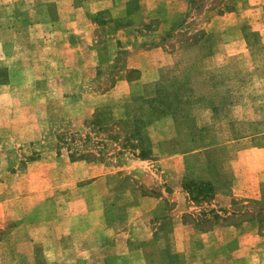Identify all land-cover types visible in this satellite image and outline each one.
I'll return each mask as SVG.
<instances>
[{
	"label": "rangeland",
	"instance_id": "374dc122",
	"mask_svg": "<svg viewBox=\"0 0 264 264\" xmlns=\"http://www.w3.org/2000/svg\"><path fill=\"white\" fill-rule=\"evenodd\" d=\"M19 1L0 0V40L16 42L14 56L0 51V264H92L77 258L76 233L91 246L109 219L137 216L141 236L183 209L198 230L215 211L220 224L258 220L264 237V0H178L164 11L130 0L81 17L82 32L67 36L29 33L44 8ZM234 174L239 191L261 175L260 198L217 206L182 188L180 210L166 198L153 217L135 207L192 175L227 192ZM35 201L44 205L24 212Z\"/></svg>",
	"mask_w": 264,
	"mask_h": 264
},
{
	"label": "crops",
	"instance_id": "0c3cea01",
	"mask_svg": "<svg viewBox=\"0 0 264 264\" xmlns=\"http://www.w3.org/2000/svg\"><path fill=\"white\" fill-rule=\"evenodd\" d=\"M29 1L32 6L39 3L42 4L44 8V11L39 13V16H42L43 20L39 19L30 24L28 26L29 33L35 31L37 36L39 33L44 36L59 31V33H64L67 36L69 34H75L76 31L82 30L80 27L84 24L80 22L81 17L87 18L90 13L94 14L100 11L107 10L110 12L113 9H117L119 3L126 6L130 0H87V2H90V5L92 4V6H94L88 8H86L83 1L78 2L79 0ZM177 1L178 0H152L153 3L156 2V4H153L155 10L158 8L161 9L162 4V11H164L165 8L167 9V7H170L171 3H177ZM14 2L18 4L20 1L14 0ZM137 2L143 8V5L147 3L148 0H137ZM52 3L55 8L53 10L50 9V12L47 7L53 5ZM175 11L179 12L182 11V9L180 8ZM163 14V17H166V14ZM9 42L10 43L0 40V51L4 52L3 57H8L10 54L14 56L15 54L16 42L13 40ZM128 47L129 46L126 48ZM196 151V149L192 150V162H197V157L194 155ZM35 161L29 162L27 166L29 167L28 175L30 178L37 176V170L34 173H30V169L34 166L33 163ZM192 178L206 180L204 179L205 177L195 175H192ZM254 178L255 179L250 182V186L244 187L242 191H239L236 190L235 187L238 186L242 178L235 174L228 177V180H230L232 185L231 189H225L227 192H223L224 189L219 191L216 188L211 201L219 202L220 204L217 206H223L221 202L227 203L231 198H260L259 184L261 183L262 178L261 175ZM177 179H180L179 175L177 176ZM207 180L210 179L208 178ZM244 180L246 181L247 179L245 178L243 181ZM248 182L249 181H246L247 185H249ZM168 185L171 186L172 189L169 190L164 187L161 190L162 194L158 193L150 196L148 194L141 195L140 199H142V201L138 202L135 207L139 209L142 208V211L144 210L145 214L149 213V215L153 217L152 213L156 212L162 206V202H165L164 199L166 198L174 203L173 210L177 208L179 210L182 209L181 203H184V200L186 199L185 195L187 193L182 190L180 181H178L176 185H170L169 183ZM37 187L38 186L36 185L34 189L32 188V190H30V192L32 194L42 192V189H38ZM181 200L183 201L181 202ZM1 205L2 203L0 202V206ZM40 205H44V203H42V201H35L28 205L27 208L23 207V210L24 212L28 211V214L30 215L37 211V208ZM18 210L21 211L22 208L19 207ZM185 211L188 210H180L179 216L176 215L175 217L172 216L171 219L168 218L170 221L167 223V228L165 223H162L161 225V221L153 223V225L156 224L154 227L148 222V227L146 229L148 232L141 236L137 234L134 236L132 233V230L135 229L139 220V218H136L137 216H123L121 220L109 219L110 223L108 225H102L103 229L102 227L96 228L99 229V231L103 230V235L100 234L101 231L100 233L98 232L97 237L94 236V242L96 243L91 246L83 245L85 240L84 237L81 238L79 233H76L75 243L76 245H79L77 258H80V260L90 259L92 264H192V258L194 259L195 264H202V260H204L203 264H208V261H210L211 258L216 261L224 260L226 263L233 264L234 262H236V264H257L255 262V257L260 259L262 255L264 256V237L262 238L258 233V220L252 219L237 224H220L215 222L212 228L201 231L196 227H193L191 223H184L182 221L181 215ZM228 214H230V212H228ZM2 216H4V214L0 215V220H2ZM19 218L21 219V216ZM118 222L119 224L117 225ZM2 223L3 221H0V226H2ZM159 225L162 227L160 228ZM245 227L248 228L245 229ZM182 231H184L183 234H181ZM73 236L74 235H72V237ZM28 242L32 245L30 239H28ZM199 255H201L200 260L198 258ZM44 257L46 259L49 258L48 254L44 255ZM197 258L198 260L196 261ZM29 264H36L35 257L30 256Z\"/></svg>",
	"mask_w": 264,
	"mask_h": 264
},
{
	"label": "trees",
	"instance_id": "16d2710c",
	"mask_svg": "<svg viewBox=\"0 0 264 264\" xmlns=\"http://www.w3.org/2000/svg\"><path fill=\"white\" fill-rule=\"evenodd\" d=\"M148 155H150V153L147 150H143L140 152L139 157L142 159H147L149 158ZM182 188L188 193L191 200L198 199L197 197L210 200L213 198L216 190L214 184L210 180L194 178H185L182 182ZM211 211L213 210H210V212ZM214 212L215 211L212 213V218L216 222V220L219 218V215Z\"/></svg>",
	"mask_w": 264,
	"mask_h": 264
}]
</instances>
